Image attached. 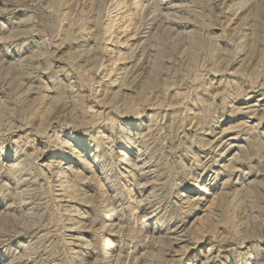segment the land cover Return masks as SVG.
Here are the masks:
<instances>
[{
	"label": "rangeland",
	"instance_id": "rangeland-1",
	"mask_svg": "<svg viewBox=\"0 0 264 264\" xmlns=\"http://www.w3.org/2000/svg\"><path fill=\"white\" fill-rule=\"evenodd\" d=\"M0 264H264V0H0Z\"/></svg>",
	"mask_w": 264,
	"mask_h": 264
}]
</instances>
